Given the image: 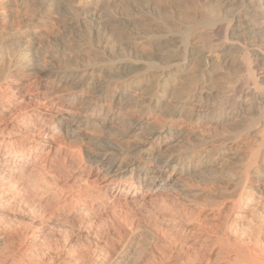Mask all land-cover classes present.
<instances>
[{"label":"bare ground","instance_id":"bare-ground-1","mask_svg":"<svg viewBox=\"0 0 264 264\" xmlns=\"http://www.w3.org/2000/svg\"><path fill=\"white\" fill-rule=\"evenodd\" d=\"M3 1L5 0H0L1 51L2 48L6 46L5 41H8L9 37H12L15 29H20L21 25L24 24L23 21H21L22 19L19 20L17 18L18 16H13L11 12L5 14L6 12L2 9ZM91 1L92 0H47L48 7L57 9L61 11V13L58 14L53 12L55 13V17L53 18L52 16L53 19L51 20L47 18L44 20L40 15L36 16L33 20L36 24L32 23L36 25L38 29L35 36L38 37V40L42 39L41 37H47V39L49 37L50 39V36L52 37L60 33V29L63 25L72 20V17H70L72 14L69 16V12L67 13L65 11L72 9L74 12H77L90 9L89 4ZM96 1L101 2V8L103 7L106 11V17L104 15L106 28L103 30L106 29L107 33L105 39H103L104 42L102 43L101 52L105 58H102V60H106L105 62L110 65L111 70L107 71L104 68L105 63H102V66L96 63L88 64L85 62V64L74 66L73 68L68 66L70 67L68 68L65 66L62 67L59 64L55 65V63L50 60L51 64L46 65V62L39 61V58H35V56L30 54L34 47L31 42L37 40L31 38L32 41L27 39L31 41L30 43L32 45L26 42L29 46L24 48L17 56L13 57L9 55L12 56L9 57L8 54H6V50V55L2 57L3 59L6 58L4 60L7 63H5L7 67L3 69L5 66L0 63V65L2 64L0 68L3 70L0 73V203L13 201V199L17 198L16 196L18 194L23 193V191L29 188H32V190L36 189L38 192L52 191V189H50L51 182L54 181V174L60 171V169L62 171L70 168L69 170L73 171L72 168L77 169L81 167V165L88 164L89 170L96 169L102 172L101 175L93 181V185H95V189H97L96 192L99 191V193H105L109 192L111 189H115L118 192L126 193V195L130 197L134 196L136 189L145 186L147 190H153V193H163L165 195L173 194L176 201H181L180 196L182 195L183 197V194L187 192L184 187L181 189V187L179 188L175 185L178 181H182L180 177L184 175L190 177L194 175L195 177L197 174L196 177L199 175V178H204V176L207 177L208 175L207 178H210V181L213 179L211 182L214 183L216 180H219V182H217L222 185L220 189L212 191L213 193L217 191L216 193L221 195L222 193L227 194L226 190L232 188V194L236 196L235 199L233 195L229 196L230 199L231 196H233L232 198L234 200L232 201L231 199L232 202L229 206L230 210L228 209L229 212L227 213L225 211V213L229 215L226 214L228 216H226V219L228 218V224L238 227L244 220H249L250 218L247 219L249 216L251 217L252 214H256L258 211L263 210L264 0ZM38 2L41 3L40 0ZM95 10H97V8H94V11ZM12 11L14 12V10ZM87 13L90 14L89 12ZM56 14L59 16H56ZM82 14L85 15L84 13ZM74 18H76L75 14ZM81 23L79 22L78 25ZM82 28L84 29V26H82ZM74 32L76 31L74 30ZM85 34L88 39H90L88 36L89 31L88 34ZM61 35L60 33V37ZM57 37L60 38L59 36ZM82 37L85 38L84 34ZM54 38L57 39L56 37ZM77 38L79 39V37ZM89 42L91 43V41ZM94 42H92V45ZM97 43L98 42L95 44ZM78 46L74 49L76 50ZM96 46L95 48H97ZM98 46L101 45L99 44ZM87 50L89 51V49ZM69 53H72V50H70ZM67 60H69V57ZM99 60L100 59H98V61ZM190 67H195L197 69L198 78L191 83L187 82L190 84L185 87L183 91L182 89L184 87L182 86V81L184 80L182 79L185 77H183V73ZM190 69L192 70V68ZM139 75H142V77H139ZM210 75L213 76L210 77ZM211 79H214V81L219 80V83L222 81L225 86L224 89L222 87L223 90L220 92V95H216L217 98L215 100L218 102L216 105L217 108L213 107L209 109L207 108V103L209 96H211L212 89L208 88V82L212 83L210 82ZM212 85L214 84L212 83ZM244 87L246 89L251 87L253 90V92L250 93L251 100L249 101H251V103L248 102L247 105H250L247 107L244 105L245 102L243 104L233 102L235 95H242ZM29 88L34 89L35 93L33 94ZM207 88L208 91L211 92L205 94V89L207 91ZM39 90L48 91V94L49 92L54 94L63 93L66 94L67 98H64L61 103L60 101L54 103L37 102L38 104L32 107L26 105L22 109V102H24L26 98L30 99V95H36ZM213 98L214 97H212V99ZM17 101L19 102L17 103ZM168 104L173 105L172 107L169 105L170 109L167 111V117L164 116V119L161 121H158L157 118V120L151 122L146 121L149 116H156L158 118L163 117L161 111ZM188 106H190L189 115L191 119H195L191 123L193 126H198L205 120L214 122L215 124L223 123L234 130L235 138L250 136L253 139L252 141L250 140V144L248 145V155H245L246 157L244 158L246 159L243 161L245 163H243V165L240 164L242 167L238 164V167L241 168L237 169L238 172L236 170V178L232 175L230 176V173L223 174V172H221L223 169L216 172L212 171L213 163L210 161V157L214 152H217L216 150L218 147H221L220 145L223 146L224 142L216 146L217 148L212 145L215 148L202 150V147L198 151L195 150L196 152L193 154L192 152L194 150L192 149L191 152L189 150V152H180V154H175V156L172 157L160 156L157 153L160 149L159 144H167L178 139L185 133L181 128L182 124L180 125L179 120L182 119L181 117L183 116L184 110L188 109ZM162 112L164 113V110ZM186 118H188V116L185 117V119ZM117 124L126 127L127 132H114ZM135 130L141 131V134L143 133V136L140 135L142 137L140 140L141 143L136 146L133 145L123 148L121 147L122 145H117L111 153H101L88 149L73 150V148L75 149L73 146L74 140L80 137L81 134L87 136L89 135L88 133H91L90 135L96 134L99 139L105 141L108 140L109 136L113 135L116 137V140H121L127 135L134 133ZM223 131L224 130H222V132ZM103 134H108L109 136L105 137ZM245 145L247 146V144ZM205 148L206 147H204V149ZM213 161H215V159H213ZM156 165L157 168H154ZM66 171L69 172L68 169ZM72 171L69 173H72ZM57 174L55 175L56 177ZM231 174H234V172H231ZM123 178H127L128 180L124 179V182H122ZM227 186L229 187L226 188ZM213 195L214 194H212V196ZM224 196L226 195L224 194ZM163 197L165 196H162V199ZM94 198H92V200ZM112 198L114 197L112 196ZM222 199H224V197ZM212 204H216L215 206L218 207L217 205L221 204V202H212ZM225 204L226 203H224V205ZM5 205L7 204L5 203ZM215 206L212 205L213 208ZM221 208L223 207L221 206ZM219 211L220 209L217 210L216 208V210L212 212L216 214L211 215L209 218L207 217L208 219L205 218L207 222L210 221L208 222L209 225L214 223L217 214L221 213ZM252 219L253 218L250 220ZM166 226H170L169 222ZM199 226L201 228V225ZM243 227L241 226L244 230H236L241 232L247 231V229ZM227 228L229 227L227 226ZM237 231L235 233H230H232L231 235L235 234L237 236ZM248 231L250 232V230ZM225 232L222 234L223 236ZM245 233L246 232L243 234L245 235ZM198 235L199 236L196 238H198L200 243H209V237H205L207 234L203 235L198 232ZM225 237H227L226 234ZM238 238L235 241H238ZM257 238H255L256 241H258ZM234 239L232 240L235 244L236 242ZM224 240H221L223 241L222 243L227 239ZM229 240L228 238V241ZM244 242L245 241H240V243L237 242L238 246L241 248L250 246L249 242L247 246ZM229 244H227L228 247L233 246ZM254 248L257 250L256 247ZM243 249L244 248L241 250ZM255 251H251V253L245 251V255L241 253L244 258L240 256L241 254L237 253L241 258L236 256L240 258L239 260L238 258L236 259L238 261H246L244 260L245 256L249 255L246 259L251 262L250 264H264V255H256ZM242 252H244V250ZM261 252L260 253L263 254L264 251ZM15 256L16 254H12L8 259L5 258L8 264H18L16 263L18 260H16L17 258H15ZM229 259L232 260L230 256ZM225 260L226 258L223 261ZM237 260L233 261L236 262ZM236 263L238 264V262ZM241 263L239 262V264Z\"/></svg>","mask_w":264,"mask_h":264},{"label":"rangeland","instance_id":"rangeland-1","mask_svg":"<svg viewBox=\"0 0 264 264\" xmlns=\"http://www.w3.org/2000/svg\"><path fill=\"white\" fill-rule=\"evenodd\" d=\"M38 1L39 0H36V1L35 0H5V1H3L4 6L2 5L3 8L2 7L1 8L4 10V12H6L5 14H9L11 12V14L13 16H18L17 18L19 20L22 19L21 21H23V23H24L21 25L20 29L19 28H18V30L15 29V32L12 34L11 38L9 37L8 41L7 40L5 41V43H6L5 48H2V51L0 49V63L4 64V66H5V67H3V69H5L7 67V65H5L6 61L4 60L6 58L3 59L2 58L3 56L8 54V56L12 55L13 57H15L21 51H23L24 48L29 46L27 43H29L30 45H32L31 43H33L34 47H33L32 51L30 52V54L35 56V58H39V61H43L44 63L46 62L45 63L46 65L51 64V61H52L55 63V65L59 64L62 67L70 66L73 68L74 66H79L81 64H85V62H87L88 64H95L96 63V64H100V65H102V63L103 64L105 63L104 68L107 71L111 70L110 65H108L105 62L106 60H102V58L103 59H105V58L102 55V52H101L102 48L101 47H102V43L104 42L103 39H105V37H106L107 30L106 29L103 30L104 28H106V24H105L106 11L104 10L103 7L101 8V2H97L96 0H92L91 3L89 4L90 9H87V10H80V11L74 12L72 9L71 10L66 9L67 11H65V12H67V13L69 12V16H70V14H72V16H70V17H72L71 18L72 20L67 22L66 24H64L63 27L60 29L62 31V32L60 31V33L63 36L66 34L65 35L66 37L65 36L63 37L62 35L60 37V33H58V34L52 36L54 39V41H53L51 36H50V39H49V37H48V39H47V37L46 38L41 37L42 39H40V40L37 39L38 37L35 36V34L38 32V29H37V26L34 25L36 23L33 20L38 15H40L44 20H45V18H47L48 20L49 19L51 20L55 17V13L60 14L61 11L48 7L47 0H43V1L40 0L41 3H39ZM15 2H17V3H15ZM45 2H46V4H45ZM18 7H20V8H18ZM94 8H97V10L94 11ZM12 10H14V12ZM53 12H55V13H53ZM87 12H89L90 14H88ZM103 12H105V13H103ZM82 13H84L85 15H83ZM93 13H94V15H93ZM58 14H56V16H59ZM74 14H75L76 18H74ZM76 15H79V16H76ZM104 15H105V17H104ZM52 16H53V18H52ZM101 18H103V19H101ZM29 19L31 20V22ZM91 19H93V20H91ZM79 22L80 23L82 22V23L78 25ZM32 23H34V24H32ZM98 25H100V26H98ZM104 25H105V27H104ZM82 26H84V29L82 28ZM31 27L33 28V30ZM80 28L82 31L80 30ZM66 29L69 31H67ZM74 30L77 33L74 32ZM88 31H89L88 36L92 40L88 39L87 35L85 34V33L88 34ZM78 32H80V33H78ZM90 32H92V33H90ZM103 32H105V33H103ZM78 34H80V35H78ZM83 34H84L85 38L82 37ZM75 35H76V37H75ZM97 35H98V37H97ZM57 36H59L60 38H58ZM69 36H72V37H69ZM93 36H95V37H93ZM101 36H104V37H101ZM54 37H56L57 39H55ZM77 37H79V39ZM27 38L28 39L31 38L34 40L37 39V40L32 41L30 39L32 41L31 42ZM69 38H72V39H69ZM26 39H27V41H26ZM58 39H60L61 41L63 39H65L66 41L63 40L61 42ZM99 39H100V43H99ZM75 40L79 43H77ZM20 41H22V42H20ZM89 41H91V43ZM87 42H89V43H87ZM92 42H94L93 45H92ZM96 42H98V43L95 44ZM80 43H81V45H80ZM16 44H18V45H16ZM23 44H24V46H23ZM69 44L72 46H70ZM86 44H89V45H86ZM99 44L101 46H98ZM51 45H52V48H51ZM66 46H68V47H66ZM69 46H70V48H69ZM77 46L79 49L77 48L78 50L77 49L75 50L74 48H76ZM89 46L92 48H90ZM95 46L97 48H95ZM87 49H89V51ZM91 49H93V50H91ZM94 49H96V50H94ZM6 50H7V53L5 52ZM67 50H68V52H67ZM70 50H72V53H69ZM97 50H99V51H97ZM75 51H76V53H75ZM79 51L80 52L82 51V52L80 53ZM3 52H4V54H3ZM67 53L69 54V56ZM74 54H76V55H74ZM100 55H102V56H100ZM12 56H9V57H12ZM67 56L69 57V60H67L68 59ZM99 56H100V58H99ZM70 57H72V58H70ZM75 58H76V60H75ZM77 58H78V60H77ZM93 58H95V59H93ZM1 59L3 60V62ZM98 59H100V60L98 61ZM80 60H82V61H80ZM101 60H102V62H101ZM69 61L73 62L74 64L70 63ZM93 61H94V63H93ZM68 63H70V64H68ZM2 64L0 65V67L2 66ZM70 67H68V68H70ZM190 68H192V70ZM190 68H188L183 73V77L185 76L184 79H182V80H184V81H182V86L184 87L182 89L183 91L185 90V87H187L191 82H193V80L195 81L198 78L197 69L195 67H190ZM2 71L3 70H1V68H0V73ZM212 76L213 75H210V77H212ZM139 77H142V75H139ZM185 79H186V81H185ZM187 82H190V83H187ZM210 82H212L214 84V85H212V83L208 82V84H209L208 88L212 89L211 90L212 92L208 91V88H207V91L205 89V94L211 92L210 95L212 97H214L213 99L211 96H209V98H208L207 108H209V109H211L213 107L217 108L216 105L218 102L215 100L217 98L216 95H220V92L224 89V86H225V84L222 81H221V83H219V80L214 81V79H211ZM222 87H223V89H222ZM245 87H247V86H245ZM244 88H243V92H242L243 96L241 94H237L238 96L235 95L234 96L235 98H233V102L242 103V104L245 102L244 105L247 107L250 105V104L247 105L248 102L251 103V101H249V100H251V96H250L251 94L250 93H252L253 90L251 87L249 88L250 91H249V89H246V88L244 89ZM29 90H31V92H33V94L35 93L34 89L29 88ZM62 94L63 93H57V94L55 93L54 94V93H50V92L48 94V91L39 90V91H37L36 95H30V99L26 98L25 101L22 102L21 108L23 109V107H25L26 105L32 107L35 104H38L40 102L41 103L42 102L54 103L56 101L57 102L60 101V103H61V101L64 98H67L66 94H63V95ZM22 95H23V93H22ZM239 96H240V98H239ZM245 96H247V97H245ZM37 98H39V99H37ZM235 99H236V101H235ZM18 102L19 101H17V103ZM169 105L170 104H168L167 106H169ZM172 105H170V106L172 107ZM170 106L167 107L166 111H165L166 107H164L162 109V111L164 110L165 115L161 111V113L163 115V117H160L161 119L156 117V116H154V117L149 116L146 121L151 122V121L157 120V119H158V121H161L162 119H164V116L167 117V114H168L167 111H169ZM187 108L188 109L184 110L183 116L181 117L182 119L179 120L180 125L182 124L181 128L183 129V132L185 131V133H183L178 139L171 141L167 144H164V145L159 144L160 149L157 153L160 156L163 155V156H171L172 157V156H175V154H180V152H186V151L191 152L192 150H194L192 152V154H193L196 152L195 150L198 151L202 147H203L202 150H207L208 148L209 149L215 148L216 146H218L224 142L223 146L225 147V149L222 145H220L221 146L220 148L218 147L219 149L216 147L217 152L216 153L214 152L210 157V161L213 163L212 171L216 172V171L223 169V171H221V172H223V174L224 173L225 174L230 173L229 174L230 176L232 175V176H234V178H236L237 177L236 173L238 172L237 169H240L242 167L240 164L243 165V163H245V162H243L246 159L244 157H246L245 155H248V150H247L248 145L250 144V140L252 141L253 139L250 136L249 137L235 138L234 137V135H235L234 130L230 129L228 126H226L223 123H221V124L218 123L219 124L218 125V124H215L214 122L205 120V121H203L204 123L202 122V124H200L198 126H193L191 123L195 119H193V118L191 119V117L189 115L190 114V111H189L190 106H188ZM187 116H188V118L185 119V117H187ZM122 126L123 125L117 124L114 132H116V133L127 132V128L124 126L122 127ZM217 129H218V131H217ZM222 130H224V131L222 132ZM88 134H89L88 136L85 134H81L80 137L75 138V140H74L75 145L73 144L75 149L73 148V150L77 151V149H79V150L80 149H84V150L88 149V150L97 151V152H101V153H104V152L111 153L114 151V149L117 145L118 146L122 145L121 147L125 148L128 146L130 147L133 145L136 146V145L140 144L141 143L140 140L142 139L141 136H143V133L141 134V131H136V130L134 133L127 135L125 138H123L121 140H116V137L113 135L109 136L108 134H105V135L103 134L105 137L109 136L108 140L105 141V140L99 139L96 136V134H94V133H93L94 135H90L91 133H88ZM243 139H245V140H243ZM234 140H236V141H234ZM248 140H249V142H248ZM202 142H203V144H202ZM245 142H247V143H245ZM245 144H247V146ZM212 145L215 147H213ZM110 147L113 149H111ZM204 147H206V148L204 149ZM220 150H221V152H220ZM176 156H178V155H176ZM216 156H218V157H216ZM213 159H215L216 162L213 161ZM238 164L241 167H238L239 166ZM88 166H89L88 164H84V165H81V167H79L77 169L72 168L73 171L69 170L70 168H67L68 171L69 172L72 171V173L67 172L66 171L67 169L62 170V171L60 169V171L57 172L58 174L57 173L54 174V181H52L51 185H50V189H52V191L50 190L51 192L50 191L38 192V190L36 191V189L32 190V188H29V189L25 190L26 193H25V191H23V193L18 194L16 196L17 198L13 199V201L0 203V264H8V261L5 258L8 259L9 256H11L12 254H14V255L16 254L17 257L15 256V258H17L16 260H18L16 262L18 264H209V263L210 264H212V263H214V264H217V263L218 264H229V263L230 264H233V263L237 264L236 262H238V264H239V262L240 263L244 262L243 264H245L247 262L246 264H248V263L250 264L251 262L249 260H248L249 261L248 262L246 259V257L247 256L249 257V255L245 256L244 260H246V261H243V260L238 261L241 258L240 256L243 257V255H245L244 254V253H246L245 251H247V253L248 252L251 253V251L253 252L256 250L254 248V247H256L258 251L256 250L255 254L256 255H264V252H263V254H261L262 253L261 251H264V226H263L264 225V220H263L264 219V209L258 211L256 214L255 213L252 214L251 217L249 216L247 219H249V218L250 219L253 218V219L252 220L249 219L247 221L244 220V222H242L241 225L238 227L237 226L234 227V226L228 224V222H227L228 218L226 219V216L228 215L227 213L230 210V208H229L230 203L236 198V196L234 194H232V190H231L232 188H229L228 190H226L227 194L229 193L228 196L226 193H222V195L219 193H216L217 191L215 193H213L212 191L218 190L222 186L221 183H218L219 180H216V182L213 183V182H211V181H213V179H211V181H210V178H207L208 175H207V177L204 176V178L201 177L202 178L201 179V178H199V175H198V177H196L197 174L195 177H194V175L192 177H190L188 175H184V176L180 177V180H182V181H180V182L178 181L177 182L178 184L176 183L175 185H176V187H179V188L181 187V189L184 187V189H186L187 193L183 194L184 195L183 197L181 195L180 196L181 201L177 200L178 202L173 197V194L165 195L163 193L162 194L153 193L152 192L153 190H151V189L147 190L145 186L139 187L138 189L135 190L134 196L128 197L126 195V193L118 192L115 189H111L109 192H105V193H102V192L99 193V191L96 192L97 189H95V185H93V181L95 178L100 176L102 172L98 171L96 169L89 170ZM154 168H157V165ZM236 170H237V172H236ZM231 172L232 173L234 172V174H231ZM56 174H57V177L55 176ZM55 179H57V180H55ZM124 179L128 180L127 178H123L122 182H124L123 181ZM74 180L77 182H75ZM84 180H86V181H84ZM190 180H191V182H190ZM188 185H189V187H188ZM51 186H53V187H51ZM228 187L229 186H227L226 188H228ZM90 189H92L93 191ZM221 192H222V190H221ZM211 193L214 195L212 196ZM224 194L227 197L224 196ZM210 195L212 196V198ZM230 195L234 196V197L231 196L232 201L229 197ZM94 196H95V198H94ZM96 196H97V198H96ZM112 196L114 198H112ZM162 196H165L166 199H165V197H163V199H164L163 200ZM220 196H221V199H220ZM222 196L224 197V199H222L223 198ZM92 198H94V199L92 200ZM202 198H204V199H202ZM215 200L217 203L221 202V204L217 205L218 207L215 206L216 204H212V202L216 203ZM171 202H173V203H171ZM200 202H201V204H200ZM5 203L7 205H5ZM224 203H226V204L224 205ZM75 204H76V206H75ZM212 205L215 207L213 208ZM221 206L223 208H221ZM216 208H217V210L220 209L219 212H221V213L217 214L218 218L216 217L214 223L212 225L210 224L211 225L210 226L208 223L210 221L207 222V220L205 218H207V217L209 218L211 215L216 214V213H212V212H214V210H216ZM225 211L227 213H225ZM259 212H260V214H259ZM224 214H225V216H224ZM256 218L257 219L259 218V219L257 220ZM165 221L166 222L168 221L170 226H166V224L168 222L166 223ZM198 221H200V222H198ZM226 222H227V224H226ZM205 223H206V225H205ZM248 224H249V226H248ZM199 225H201V228ZM220 225H221V227H220ZM224 225L226 226V228ZM227 226L229 228H227ZM230 226L232 228L233 227L234 228L232 229ZM241 226L242 227L245 226L243 228L247 229V231L246 230L244 231V232H246L245 235L243 234L244 233L243 231L242 232L239 231L240 229L244 230L241 228ZM253 226H255V227H253ZM223 227L225 230L223 229ZM203 228H204V230H203ZM231 229H232V231H231ZM236 229H239V230L237 231ZM233 230H235V231H233ZM248 230H250V232ZM258 230H259V232H258ZM205 231H206V233H205ZM228 231H229V233H228ZM236 231L238 232V234L236 233L237 236L238 237L241 236L240 238L241 239L243 238L242 240L240 238H238L235 234L231 235L233 232L235 233ZM198 232H200L203 235L207 234V236H205V237H209L208 238L210 240L209 243L208 242L207 243H205V242L200 243L198 241V238H196L199 236ZM224 232H225L227 237H225V234H224V236L222 235ZM230 232H232V233H230ZM252 232H253V235H252ZM240 233L243 234L244 236L241 235ZM256 236L259 238H257ZM222 237L224 239L226 238L227 240L225 239L226 240L225 241ZM236 237L238 238V241H235V240H237ZM228 238L231 240L232 244H231L230 240L228 241ZM234 238H236V239H234ZM250 238H251V240H250ZM252 238H254V239H252ZM255 238H257L258 241H256ZM216 239H218V240H216ZM219 239H220V241H219ZM232 239H234V241L236 243L237 242L240 243V241H245L244 243L246 246H247V243L249 242V244H250V246H248L249 250H248V247H246L247 249L245 247H242V248H244L243 249L244 252H242L243 251V250H241L242 248L240 246H238V243H237V245H236V243L234 244ZM239 239H240V241H239ZM221 240H224L225 242H228V243L224 242L225 243V245H224V243H222L223 241H221ZM246 240H248V241H246ZM253 240L258 242V243L254 242ZM229 242H230V244H229ZM227 244L233 245V246L228 247ZM252 245H253V247H252ZM18 248H19V250H18ZM250 249H252V250H250ZM239 251H240V253H239ZM237 253H239V254L242 253L243 255L241 254L240 256H238ZM229 256H230V258H232V260L229 259ZM236 256H238L240 258H238ZM225 258H226V260L223 261ZM236 258H238V260ZM5 260H6V263H5ZM233 260H237V261L235 262Z\"/></svg>","mask_w":264,"mask_h":264}]
</instances>
